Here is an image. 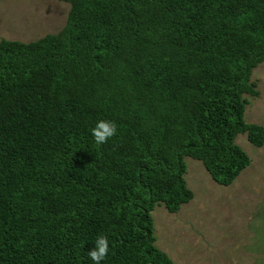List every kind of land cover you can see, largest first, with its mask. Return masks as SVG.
Returning <instances> with one entry per match:
<instances>
[{
	"label": "trees",
	"instance_id": "16d2710c",
	"mask_svg": "<svg viewBox=\"0 0 264 264\" xmlns=\"http://www.w3.org/2000/svg\"><path fill=\"white\" fill-rule=\"evenodd\" d=\"M63 28L0 40V264H173L151 212L193 194L185 157L218 185L250 164L244 120L264 62V0H61ZM114 120L97 143L92 128Z\"/></svg>",
	"mask_w": 264,
	"mask_h": 264
},
{
	"label": "rangeland",
	"instance_id": "374dc122",
	"mask_svg": "<svg viewBox=\"0 0 264 264\" xmlns=\"http://www.w3.org/2000/svg\"><path fill=\"white\" fill-rule=\"evenodd\" d=\"M68 11L61 0H0V40L27 43L55 34ZM251 80L259 95H245L244 120L264 128V62ZM235 142L250 164L230 185H218L200 161L185 157L193 198L176 213L161 204L151 212L155 246L173 264H264V144L254 146L245 134Z\"/></svg>",
	"mask_w": 264,
	"mask_h": 264
},
{
	"label": "clouds",
	"instance_id": "9594fccd",
	"mask_svg": "<svg viewBox=\"0 0 264 264\" xmlns=\"http://www.w3.org/2000/svg\"><path fill=\"white\" fill-rule=\"evenodd\" d=\"M117 132V123L114 120L100 119L96 121L92 128V134L97 143H105L109 138ZM109 252V240L106 235H99L96 238L95 246L88 252V256L95 262L100 264Z\"/></svg>",
	"mask_w": 264,
	"mask_h": 264
}]
</instances>
